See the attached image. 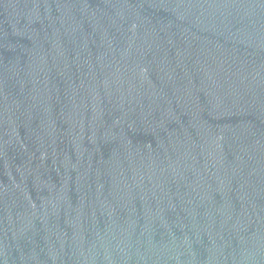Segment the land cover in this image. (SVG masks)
Wrapping results in <instances>:
<instances>
[{
    "label": "water",
    "instance_id": "95a60500",
    "mask_svg": "<svg viewBox=\"0 0 264 264\" xmlns=\"http://www.w3.org/2000/svg\"><path fill=\"white\" fill-rule=\"evenodd\" d=\"M0 264H264V0H0Z\"/></svg>",
    "mask_w": 264,
    "mask_h": 264
}]
</instances>
